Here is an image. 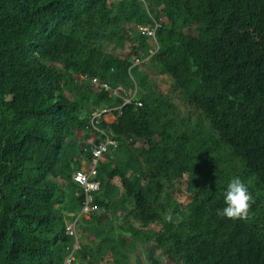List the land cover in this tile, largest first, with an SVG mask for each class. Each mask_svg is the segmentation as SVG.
<instances>
[{"label":"trees","instance_id":"16d2710c","mask_svg":"<svg viewBox=\"0 0 264 264\" xmlns=\"http://www.w3.org/2000/svg\"><path fill=\"white\" fill-rule=\"evenodd\" d=\"M132 59L165 93L143 92ZM94 117L117 145L78 218ZM232 176L252 198L243 220L217 214ZM74 221L95 243L73 264H130L117 249L140 243L169 264H264V0H0V264H62Z\"/></svg>","mask_w":264,"mask_h":264},{"label":"clouds","instance_id":"9594fccd","mask_svg":"<svg viewBox=\"0 0 264 264\" xmlns=\"http://www.w3.org/2000/svg\"><path fill=\"white\" fill-rule=\"evenodd\" d=\"M139 28H140V31L146 32L147 35L152 36V38L155 37L156 29L149 28V27L148 28H144V27H140V26H139ZM151 32H154V34L152 35ZM136 62L138 64H142L143 63V61H140V60H137V59H136ZM86 79H88L90 81L92 86L97 91H101L102 89H104L102 87V84H108L107 82H101L100 79H98L99 80L98 84H94L93 83L94 77L93 78H86ZM109 87H110V90H108V91L105 90V89L104 90L107 91L110 95L117 96L119 94H124L126 96L125 103H124L123 107L133 103V99L135 98L134 97L135 94H133L132 91L127 92L121 86L119 88H117V89H112L110 85H109ZM127 100H131V103L126 104ZM106 113H108V109H102V110L98 111L96 113V115H100V114L104 115ZM93 127H94V129L96 131L102 133L101 136L103 137L102 141L100 142V145L98 147L92 148V154L93 155H94V152L97 151V149H99L101 146H106L107 147L106 149L108 150L109 147L111 146V144H114V145H115V143L117 144L116 140L111 141V140L108 139V137H107L108 141L105 140V134L106 133L102 132L101 130H99L98 122H97L95 117H94V121H93ZM95 140H96V138L94 137V143H95ZM95 158L96 159L93 162L89 163V164L92 165V170L90 169V170L87 171V169H81V170H79L77 172H80V171L84 172L88 176V178L90 176H93L95 174L96 164H97L98 160H100V162H102L104 160L105 152H103V154L101 155L100 158H97V157H95ZM101 159H103V160H101ZM75 176H76V174L73 177L74 183L77 186H79L80 188L83 187L79 182H77L75 180ZM222 199H223V202H224V206L217 210V214L218 215L226 217V218H229V219H232V220H237V219L243 220V219H245L248 216L252 198H251V195H250V193L248 191V187H247L246 183L239 176H232L227 181V183H226V185H225V187L223 189ZM85 206H86V201H85V198H84V202H83V205H82V208L80 210L78 218L80 216H83L84 214L85 215L91 214V213L84 212ZM178 219H179V217H175L174 218L172 212H168L167 214H165L163 216V220L165 222L175 223V222H177ZM74 223H75V229H76V226H77L76 225V221H74L71 224H74ZM76 233H77V240L73 237L74 238V244L72 246V251L66 257V259H67L72 254V252L74 251L75 259H74L73 262H75V260L77 259V256H78L77 252H79V250L81 249V244H80L81 243V240H80L81 234L78 233L77 229H76ZM86 245L91 246L90 244H86ZM66 259L64 260V262L66 261Z\"/></svg>","mask_w":264,"mask_h":264},{"label":"rangeland","instance_id":"374dc122","mask_svg":"<svg viewBox=\"0 0 264 264\" xmlns=\"http://www.w3.org/2000/svg\"><path fill=\"white\" fill-rule=\"evenodd\" d=\"M151 33H152V35L154 34V32H151ZM106 49H107V47H106ZM132 62H133V64H132L131 69L138 67L146 75L147 83H146L145 87L143 88L144 89L143 92L151 93V92H158L160 90L161 92L165 93L164 91H166V89L168 88V84H166L165 81L163 80L164 77L157 75L155 70H153L151 67H149V65L146 66L144 63L138 64L136 62V59L135 60L132 59ZM157 88L159 90H157ZM137 93H138V88L135 87L133 89V94L136 95ZM181 109H182L181 111L184 112V120L186 122H187V120H189V122H190L189 112L187 110H185L183 107ZM186 118H187V120H186ZM84 135L85 134H83V135L79 134L78 138L83 139ZM87 143L94 146V140H92V137L90 140L87 141ZM116 145L117 144L115 143V146ZM101 160H103V159H101ZM90 169L92 170V165L88 164L87 171ZM76 229H77V226H76ZM80 239H81L82 244L92 245V242H93V244L95 243L94 236H91L88 232L85 234L81 233ZM127 243H129V242H127ZM129 249L130 248L127 245H124V246H122V248L120 247L119 249H117V251L124 250L126 257L130 259V264H135L136 253L141 255L145 259V264H153V261L155 262V264H169V262H167L166 259L161 256L160 252H156L155 250H148L146 245L143 246L142 243H140L139 247H136L135 245L132 244V248L130 250ZM151 251L154 252V254L152 256L150 255ZM124 258H125V256H123V259Z\"/></svg>","mask_w":264,"mask_h":264},{"label":"built area","instance_id":"2783aa9c","mask_svg":"<svg viewBox=\"0 0 264 264\" xmlns=\"http://www.w3.org/2000/svg\"><path fill=\"white\" fill-rule=\"evenodd\" d=\"M93 83L94 84H98L99 80L97 78H94L93 79ZM102 87L105 90H107V91L110 90V87H109L108 84H102ZM129 103H131V100H127L126 104H129ZM137 105L143 106V102L139 101L137 103ZM100 115H97V116H100ZM106 148H107L106 146H101L99 149H97V151L94 152L95 157L100 158L101 155L103 154V152L106 151ZM75 180L77 182H79L84 187L86 195H87L86 206L84 208V212H87V213L95 212L97 210V206L93 205V204L90 205L91 202H92V196L89 195V193L91 191H95V190L98 189V183H95V182L94 183H89L88 182V176L82 171L76 173ZM67 232H68L69 236L74 237L77 240V233H76V229H75V223L69 225V227L67 229ZM74 259H75V257H74V251H73L72 254L66 259V261L63 264H73Z\"/></svg>","mask_w":264,"mask_h":264},{"label":"crops","instance_id":"0c3cea01","mask_svg":"<svg viewBox=\"0 0 264 264\" xmlns=\"http://www.w3.org/2000/svg\"><path fill=\"white\" fill-rule=\"evenodd\" d=\"M104 159H105V161L107 160L106 158H104ZM88 164H89V163H87V162H83V163H82V168H81V169H87Z\"/></svg>","mask_w":264,"mask_h":264},{"label":"bare ground","instance_id":"6f19581e","mask_svg":"<svg viewBox=\"0 0 264 264\" xmlns=\"http://www.w3.org/2000/svg\"><path fill=\"white\" fill-rule=\"evenodd\" d=\"M136 98V97H135ZM107 150V149H106Z\"/></svg>","mask_w":264,"mask_h":264}]
</instances>
